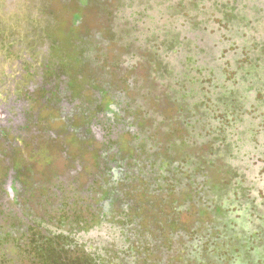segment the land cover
I'll list each match as a JSON object with an SVG mask.
<instances>
[{
    "label": "rangeland",
    "instance_id": "rangeland-1",
    "mask_svg": "<svg viewBox=\"0 0 264 264\" xmlns=\"http://www.w3.org/2000/svg\"><path fill=\"white\" fill-rule=\"evenodd\" d=\"M214 1L0 0L1 232L11 230L21 241V218L78 231L71 218L92 217L96 204L105 218L84 228L104 233L87 245L97 264L102 255L108 264H227L220 258L241 252L243 239L211 243L214 228L232 220L240 221L241 237L264 239V196L253 199L245 182L235 183L232 147L221 144L218 118L205 113L211 80L197 69L230 61L240 67L253 35L264 55V0H218L220 7ZM213 23L242 42L230 51L220 43L221 65L200 59L218 49L217 33L207 27ZM198 41L204 49H195ZM102 89L117 99L122 116L113 122L96 117L109 102L95 106ZM122 124L133 134L113 133ZM108 150L126 157L121 172L111 167ZM94 175L99 181L88 187ZM59 208L66 213L57 214ZM193 242L199 247L190 252Z\"/></svg>",
    "mask_w": 264,
    "mask_h": 264
},
{
    "label": "flooded vegetation",
    "instance_id": "flooded-vegetation-1",
    "mask_svg": "<svg viewBox=\"0 0 264 264\" xmlns=\"http://www.w3.org/2000/svg\"><path fill=\"white\" fill-rule=\"evenodd\" d=\"M230 1H233V0H230ZM175 2L176 0H171V2L167 3V5L174 4ZM214 2L215 1L212 0V4H214ZM216 3H217V7H220L221 5L224 4V3H219L218 0L216 1ZM261 11H264V8H261ZM206 16L208 17V15ZM213 17L214 15L209 16V20L214 21ZM217 17L218 15L215 14V18ZM205 20H207V18H205ZM247 21L251 22L250 19ZM207 27L214 29L216 31L217 36L214 38V41H216V46L218 49L216 51L213 50V53H209L208 50L206 49V56L200 57V59L211 62V64H213L214 62L217 64H220L219 60L221 59H219L220 57L218 56V53L221 49L220 43L222 42L225 43V46H228V48L226 47V49L230 51L229 49L230 46L233 49H235L234 48L235 46L240 47V43H242L240 41L241 38L236 39L231 34H228V33L226 34L225 33L226 30L224 29L225 30L224 31L218 25V27H220V29L223 30V31L221 30L222 33H224L223 35L222 34L220 35L219 34L220 31H218L217 29L218 27L216 28V25L214 23L213 25L211 24V26H207ZM230 27L231 26H229V28ZM229 31H233V29L231 28V30ZM197 33L199 36H201V33L199 32ZM223 36H224V39H222ZM253 37H254V41H252L253 44L249 45L248 47V49H250V53L247 54L246 58H244V56L240 57L241 59H246L248 62V63L246 62L247 64L243 63L240 67H234V65L232 64V61H230L231 62L230 64L232 66L211 67L207 65V66L200 67L197 69H200V74H203L204 77L202 79L211 80V83H210L211 87L209 88L211 95L204 94L203 96L204 97L203 99L205 102L204 107H205V110L207 111L205 113L207 117H212L217 114L222 118V123L221 122L217 123L220 126V129L223 131V135H224L223 140L221 141V144L227 147L231 146L233 150L231 151V153H233L235 157L234 158L235 161L229 164L234 167L236 166L240 167V169L242 170L241 174L246 181L245 182L246 186L247 187L253 186L256 190H258L259 188L260 189L264 188V182L261 185H259V187L258 185H256V182H255L256 179H254L256 176V169L252 167V163L249 162V160L245 158V156H242V154L244 153L257 154L259 152L260 153L264 152V150H261L258 148L257 143H256L258 142V144H262V142L259 143L258 141L256 131H259L260 136L264 137V55L259 54V51H257L258 47L262 45L261 44L257 47V44H259L261 40L257 38L256 35H253ZM249 42L251 41L249 40ZM253 46L255 47L254 50H252ZM195 49H200V50L204 49V46L202 45L201 41H198V44ZM250 63L253 66V67L252 66L250 67V69H252L250 74L252 75L248 76V75H245V73ZM196 76L198 77V75L197 74L195 75V79H196ZM241 79L244 80L243 83L241 82ZM239 87L246 90V93H244L243 96L241 97L235 96V92H234V91L239 92L238 91ZM101 91L99 92L100 99H99V102L97 103V107L98 106L100 107V105H102V102L105 101V98L109 100V102L107 104V107L103 108L104 110H101L100 112L96 113V117H98V115L104 114L103 118H105L106 120L108 119L109 122H113V120L116 118V115L122 116V115H119L115 109V106H116L115 103L117 102V100L116 98L114 99L111 95H109V93H107V89H102ZM258 93L262 97V99L260 100H256V96L258 95ZM216 100H218V102ZM209 102H211V104H209ZM106 115H110L109 118H107ZM145 116L146 115H144V117ZM127 128L128 127L126 125L124 126L122 124L120 127H117V129L115 128H112V129H113V133H117V132L124 133L126 132ZM138 138L139 137L137 136V139ZM231 140H232V143L228 144L230 143ZM261 140H264V139L261 138ZM126 145L129 146L128 143H126ZM262 146L264 147V145ZM108 151H109V154L110 155L112 154V156L114 157V160L110 164L112 168L113 167L120 168L124 164H126L127 159L126 157L122 156L120 152H117V150H108ZM236 159H239V161L241 162H238V161L236 162ZM258 166L261 168L263 165L258 164ZM98 170L102 171V168L99 167ZM122 170L123 168L122 169L120 168V172ZM202 177L203 178L201 179L202 181H204V178L206 177V175L204 176L202 175ZM60 180L61 178L59 176L55 177L53 179V183L54 184L56 183L55 185H57V182H59ZM97 181H99V178H97L96 175H94L92 181L88 180L87 182L89 185L88 187L92 186ZM202 181L200 180V182ZM86 194L83 195L84 198H88V196L89 198L92 197L91 194H89L88 196ZM99 199H101L100 200L101 202L104 198L101 197ZM97 209H99L97 205L92 204L89 208L90 213H92L91 214L92 217L83 218L82 223L86 225L87 223H91L93 220L95 221L97 218H98V221L102 223V220H104L105 217H103V214L101 213L98 214ZM63 211L66 213L65 209L61 210V208H59L57 214H61ZM67 219H69V217ZM79 219H80L79 216H74L71 218L73 222H76ZM71 220H68V221H71ZM79 224L81 223L79 222ZM95 225L96 224H94L92 227L94 228Z\"/></svg>",
    "mask_w": 264,
    "mask_h": 264
},
{
    "label": "trees",
    "instance_id": "trees-1",
    "mask_svg": "<svg viewBox=\"0 0 264 264\" xmlns=\"http://www.w3.org/2000/svg\"><path fill=\"white\" fill-rule=\"evenodd\" d=\"M202 10V8H201ZM64 14V13H63ZM28 17V16H27ZM67 20L63 19L62 24H56L58 26V31L61 29L64 30L66 26ZM78 21H74L71 26H77ZM19 28V26L17 27ZM29 36V33L27 34ZM234 44V43H232ZM259 44H257V47ZM236 49V46L234 47ZM247 64L246 62H244ZM251 64V63H250ZM110 95V94H109ZM113 97V96H112ZM114 99L116 97H113ZM117 100V99H116ZM256 100H259L256 98ZM117 103V102H116ZM211 104V102H209ZM97 107V105H95ZM60 110L62 109L61 106H59ZM117 107L115 106V109ZM107 118H109L110 115H106ZM216 119L218 118L219 123H222V118L219 115L212 116ZM58 119L63 120L64 118L60 115ZM93 124V122H92ZM126 129L127 133L133 134L134 128H131L127 126ZM94 129L95 126H92ZM259 132V131H258ZM260 136V134H259ZM258 137L259 143H263V141ZM261 140V141H260ZM257 146L260 147L261 144ZM233 151V150H231ZM236 152V151H235ZM247 154V155H246ZM230 161L229 163H232L235 161V157L233 153L230 152ZM242 156H245L249 160V162L252 163V167L256 169V176L254 179L256 182V185H261L264 182V174L259 175L260 170H264V158L263 155H260V152L257 154H249L244 153ZM261 156V158H260ZM228 159V158H227ZM241 162L239 159H236V162ZM244 161V160H243ZM242 161V162H243ZM258 164L263 165L261 168L258 166ZM233 172L235 173V183L239 186L242 182H246L244 177L242 176L241 172L242 170L240 167L232 166ZM11 173L14 174V170H11ZM260 176V177H259ZM8 177V176H7ZM246 189H250L251 197L253 199H256L258 201L262 200V196H264V188L256 190L253 186L247 187ZM261 190V193L259 192ZM251 198V199H252ZM8 206H6L7 209ZM227 212H231L232 208L228 207ZM234 211V209H233ZM126 211L124 210V213ZM235 214L239 217L241 214L240 209H235ZM78 219V218H77ZM21 225H25V228L21 229L20 231H23V234L26 236L23 237V239H20L16 236L15 232L13 231H7V232H1L0 229V264H18V262L15 261H25L26 264H97L95 259L91 257L89 254V251H91L90 248H87L88 242L90 241L91 237L98 236V233L104 234L103 232H99L98 230L92 231V232H86L84 229V223H82V220L79 222H75L76 225L73 223L72 227L73 229H79L78 231H66L60 224H58V227H48L44 222L40 221H28L27 223L26 218H21L18 220ZM78 224V225H77ZM60 225V227H59ZM32 227V228H30ZM240 227H242L240 221H233L230 222H224V229L221 227L214 228L216 229V237L214 238L215 242H212V245L222 244L217 242L218 240H230L233 239L235 241H239L243 239L239 243L240 248H242L241 252L240 249H234L229 253H225L220 258L221 262L224 260L227 262V264H264V239L259 240L260 243H258V239L250 238V236L247 237H241L240 234ZM34 231L31 233L30 236H28V233L30 230ZM35 230H34V229ZM27 230L28 233L24 232ZM19 231V232H20ZM262 233H264V227L260 229ZM78 239V241H77ZM244 239L246 241L244 242ZM91 242V241H90ZM5 245V247H4ZM84 245V246H83ZM194 246V247H193ZM9 247V248H6ZM191 248L192 252L194 249L198 250L199 244L198 242H193L188 246ZM17 257V259L15 258ZM194 259V256H191ZM219 257V256H218ZM103 264H108V261L106 258L102 255L101 257ZM214 259V261L217 262V259ZM105 260V261H103ZM198 264H204L203 262H198Z\"/></svg>",
    "mask_w": 264,
    "mask_h": 264
}]
</instances>
